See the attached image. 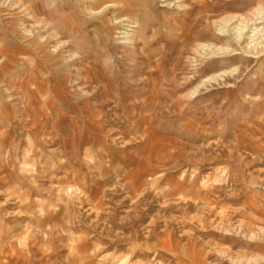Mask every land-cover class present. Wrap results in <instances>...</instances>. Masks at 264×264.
I'll list each match as a JSON object with an SVG mask.
<instances>
[{"label":"rangeland","instance_id":"obj_1","mask_svg":"<svg viewBox=\"0 0 264 264\" xmlns=\"http://www.w3.org/2000/svg\"><path fill=\"white\" fill-rule=\"evenodd\" d=\"M0 264H264V0H0Z\"/></svg>","mask_w":264,"mask_h":264},{"label":"bare ground","instance_id":"obj_2","mask_svg":"<svg viewBox=\"0 0 264 264\" xmlns=\"http://www.w3.org/2000/svg\"><path fill=\"white\" fill-rule=\"evenodd\" d=\"M236 33H237V36H238L239 41H240V39L242 38V36L238 33V31Z\"/></svg>","mask_w":264,"mask_h":264}]
</instances>
